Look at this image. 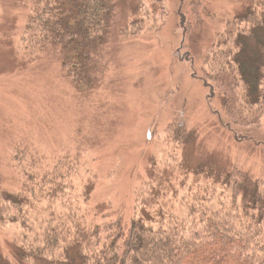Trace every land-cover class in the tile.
<instances>
[{
    "label": "rangeland",
    "instance_id": "obj_1",
    "mask_svg": "<svg viewBox=\"0 0 264 264\" xmlns=\"http://www.w3.org/2000/svg\"><path fill=\"white\" fill-rule=\"evenodd\" d=\"M48 1L67 0H0V199L23 198L27 231L42 235L54 212L82 217L68 224L70 240L77 224L108 216L168 226L187 207L228 204L236 172L247 177L240 207L250 205L253 182L264 186V112L257 125L227 127L223 95L208 100L203 60L234 17L264 0H117L116 30L83 89L55 50L32 56L24 40L33 5ZM182 122L190 135L179 142ZM23 236L21 225L0 224V264H41L22 260Z\"/></svg>",
    "mask_w": 264,
    "mask_h": 264
},
{
    "label": "trees",
    "instance_id": "obj_2",
    "mask_svg": "<svg viewBox=\"0 0 264 264\" xmlns=\"http://www.w3.org/2000/svg\"><path fill=\"white\" fill-rule=\"evenodd\" d=\"M116 4L117 0L36 2L25 27L24 40L32 45L31 55L55 50L67 78L82 89L88 88L87 75H94L93 65L100 62L107 40L116 30ZM185 14L181 15L183 25L188 18ZM199 22L200 18L195 24ZM139 23L128 24L117 33L125 37L124 32ZM242 24L253 27L252 33L235 34ZM228 28L226 36L218 35L224 42L211 45L203 60L208 69L204 83L210 103L217 90L223 95L231 120L227 127H251L264 112V10L246 9ZM219 46L223 50H217ZM181 128L179 142L190 135L184 122ZM232 176L227 180L232 193L228 204L211 211L187 207L183 221L157 229L140 220L124 227L121 219L108 216L100 224H77L76 236L70 240L73 234L68 224L82 217L54 212L43 222L42 235L36 236L30 229L33 240L27 244L30 233L24 200L7 193L0 199V224L21 225L26 234L17 246L22 260L41 264H264V186L253 182V190L248 192L250 205L242 209L239 200L248 189L240 184L244 177L240 172Z\"/></svg>",
    "mask_w": 264,
    "mask_h": 264
}]
</instances>
